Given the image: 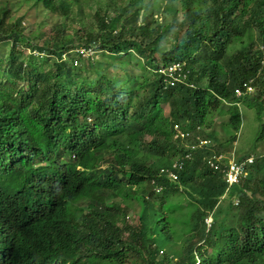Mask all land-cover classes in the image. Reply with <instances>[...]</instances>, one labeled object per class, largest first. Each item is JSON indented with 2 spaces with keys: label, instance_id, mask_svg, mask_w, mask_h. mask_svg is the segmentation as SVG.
<instances>
[{
  "label": "trees",
  "instance_id": "16d2710c",
  "mask_svg": "<svg viewBox=\"0 0 264 264\" xmlns=\"http://www.w3.org/2000/svg\"><path fill=\"white\" fill-rule=\"evenodd\" d=\"M20 1L64 19L39 46V35H25L21 18L0 5V45L13 40L0 46V190L14 185L5 173L13 166L54 188L37 214L51 232L35 228L31 263L264 264V158L221 205L219 173L203 166L191 139H173L175 126L211 129L218 115L229 116L219 125L225 139L214 130L208 136L218 153L241 160L264 146V0H91L98 8L87 24L89 0ZM177 5L181 22L172 16ZM165 8L171 20L159 22ZM75 23L72 35L59 34ZM19 46L48 60L26 57ZM86 46L82 56L76 49ZM176 61L179 69L168 70ZM249 78L258 93L236 99L234 89ZM224 102L260 103L249 149L227 136L241 117ZM9 219L0 230L6 240L19 231Z\"/></svg>",
  "mask_w": 264,
  "mask_h": 264
},
{
  "label": "clouds",
  "instance_id": "9594fccd",
  "mask_svg": "<svg viewBox=\"0 0 264 264\" xmlns=\"http://www.w3.org/2000/svg\"><path fill=\"white\" fill-rule=\"evenodd\" d=\"M163 6L160 10L163 9ZM176 8V13H172V16H175V18L181 22L183 20V12L178 5ZM167 10L168 8H165V10L159 14L164 20H171L168 16ZM155 18L157 19V15H155ZM21 25L24 26L25 23L21 22ZM8 40L9 41H7V43L10 44V47H12L13 40ZM19 48L22 49V52L26 57L31 55L36 59L39 58L40 52L29 48V46H19ZM24 50H27V52ZM87 51L86 46L83 51L78 52H81L83 56L86 55ZM76 62L77 61H74V63ZM177 63L180 64V62L176 61V64ZM261 64L264 65V54ZM252 82L253 79L249 78L242 83L241 87L235 88V98H242L244 96L249 97L254 94L252 96L253 98L258 93V90ZM224 104L225 106L229 104L240 106L243 103L224 102ZM262 116V122H264V115ZM203 130L210 131L204 134ZM213 130L216 132L217 136L218 130L214 129V127L210 129L199 125L189 131L184 128L179 129L175 126V133L178 131V134L174 133L173 139H185V137L191 139L193 143L192 150L194 154H197L198 159H201L203 166L211 171L219 173L222 181L226 185L224 193L219 197V204L222 205L228 201V193L233 186L241 184L252 176V166L255 164L257 159L264 158V149L258 150L256 153H252L250 156L242 158L241 160L234 157L232 152L218 153L212 148L214 146L213 141L211 138H208V136L212 137ZM26 135L27 134L25 133L24 137H26ZM218 139H225V137L223 136ZM179 158L183 161L186 159V156H178L175 160L179 161ZM235 160H239L241 162H236ZM176 163L177 162H172L174 165ZM23 167L24 165H22V168ZM34 168L37 169L35 165ZM163 172L164 168H161L159 170V174L163 176ZM5 173L9 178L13 179L14 185L10 187L9 191L4 192L0 190V230L6 228L10 224L9 215L12 214L14 228L16 229L18 227L19 231L9 240L3 239L0 236V262L10 264V260H14L13 262L16 264H32L31 256L29 257L31 253L29 250V241L31 236L35 233V228L45 226L51 232L50 227L40 223L41 218H38L37 214H39L44 208L48 207V203L51 202V193H53L54 188L48 181L44 182V180L39 178L38 175H29L24 168L23 171H21L19 167H9ZM165 174V177L172 182H175L178 179L176 174H169L168 171ZM150 185L153 187V191L159 192V194L162 192V187L160 185L154 187L155 183L153 184V181L150 182ZM231 204L234 207H237L238 201L236 199H232ZM194 207L196 208L195 205ZM203 223L208 231L213 226V218L211 216H207Z\"/></svg>",
  "mask_w": 264,
  "mask_h": 264
},
{
  "label": "rangeland",
  "instance_id": "374dc122",
  "mask_svg": "<svg viewBox=\"0 0 264 264\" xmlns=\"http://www.w3.org/2000/svg\"><path fill=\"white\" fill-rule=\"evenodd\" d=\"M91 4V8L89 7L87 1L84 3V10L86 12V15H88L87 18L84 19V23H89L91 20V17L94 14V9L98 8L97 5L93 4L91 0H89ZM9 5L10 13L9 16L13 17L14 19L21 18V22H24L25 25H21V29H24V34L28 35L29 33H33L34 36H38V39H34L33 42L39 46L43 44L44 41H48L51 38H53L55 35H57V28L59 24H61L64 19L62 15H52L47 10L43 9L41 5H34L33 2L27 3V2H21L20 0H0V5ZM103 6V5H102ZM160 14H157V20L159 22L165 21L162 16L160 17ZM93 18V17H92ZM79 24H73L69 27V25H66V28L59 32V34L68 33L69 35H72L74 31L77 30ZM78 40L75 41L74 44H78ZM5 44L7 46H5ZM2 45V46H1ZM2 50L4 48L10 47V44L4 43L1 44ZM78 51H83L84 47L77 48ZM6 51V50H5ZM27 52V50H24ZM47 57L45 54L40 53L38 60H46ZM48 60V59H47ZM99 60L96 59L95 61ZM54 60L50 59L48 61V65L46 69L43 70V72L47 71L48 68L53 64ZM37 67V66H35ZM113 72L109 73V76H112ZM262 76V75H258ZM134 80V79H133ZM261 81H264V79H261ZM254 94H252L249 97H252ZM228 106V105H226ZM239 114L241 117V121L238 125L237 130H228L227 136L235 135L234 144H239L238 147H241L243 150L249 149L252 145H255V139L259 135V126L261 123V119L259 117L260 112V103H254V107L248 108L246 105L241 104L238 106ZM167 112V107H164V113ZM234 112V111H233ZM231 113L230 115H234V113ZM264 115V111H263ZM229 116H215L214 118V129L218 130L217 137L222 138L224 135V132L219 127L221 122H224L227 120ZM219 127V128H218ZM210 130H203L204 134L208 133ZM260 145V144H259ZM241 149V150H242ZM264 149V146H260L258 150ZM139 204V203H138ZM137 202L129 203L128 206L131 208L133 206L138 205ZM129 215L131 218H134V212L131 210L129 212ZM190 235H187L186 237H189Z\"/></svg>",
  "mask_w": 264,
  "mask_h": 264
},
{
  "label": "built area",
  "instance_id": "2783aa9c",
  "mask_svg": "<svg viewBox=\"0 0 264 264\" xmlns=\"http://www.w3.org/2000/svg\"><path fill=\"white\" fill-rule=\"evenodd\" d=\"M179 69V64H173L171 67L168 68V70H178ZM236 170V169H235Z\"/></svg>",
  "mask_w": 264,
  "mask_h": 264
}]
</instances>
